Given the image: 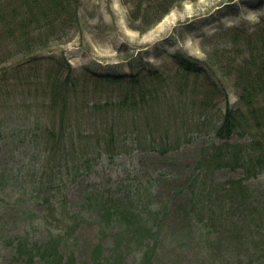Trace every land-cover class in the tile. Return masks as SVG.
I'll use <instances>...</instances> for the list:
<instances>
[{
  "label": "trees",
  "instance_id": "16d2710c",
  "mask_svg": "<svg viewBox=\"0 0 264 264\" xmlns=\"http://www.w3.org/2000/svg\"><path fill=\"white\" fill-rule=\"evenodd\" d=\"M121 1L128 6L127 27L145 33L184 1L195 0ZM80 5L81 0H0V64L9 65L0 69V110L6 104L1 97L10 93L11 108H18L21 98L27 103L23 129L13 136L34 157L18 168L0 169V207H11L9 213L0 208V228L8 220L14 226L12 236L6 231L11 261L119 264L132 254L130 264H160L165 206L140 190L131 197L120 190H91L75 209L66 188L92 159L111 158L127 148L119 137L136 135V119L148 127L166 112H190L221 116L200 149L194 173L179 185L188 194L175 210L200 232L204 264H264V205L254 201L246 184L264 174V25L254 31L221 30L203 39L204 59L176 53L170 73L142 60L128 72L116 65L76 70L63 55L44 52L77 30ZM238 12L237 7L221 15ZM9 67L18 82L5 76ZM227 89L236 93L234 105ZM121 122L127 126L120 128ZM148 134L162 154L180 146V139L168 133ZM138 144L137 139L128 143ZM216 170L239 176L216 182ZM21 224L27 226L24 233ZM84 224H92L96 236L84 247L88 256L80 259L75 252Z\"/></svg>",
  "mask_w": 264,
  "mask_h": 264
},
{
  "label": "rangeland",
  "instance_id": "374dc122",
  "mask_svg": "<svg viewBox=\"0 0 264 264\" xmlns=\"http://www.w3.org/2000/svg\"><path fill=\"white\" fill-rule=\"evenodd\" d=\"M237 7L239 12L236 23L240 28L254 31L264 25V1L259 4L257 0H195L184 1L179 8L172 9L167 14L172 17L171 24L158 28L161 20L147 32L139 33L127 27L128 6L121 0H81L77 30L67 42L49 47L44 54L63 55L66 62L76 70L81 67L100 69L107 65H116L117 71L128 72L131 70L130 65H136L142 60L170 73L176 68L171 58L176 53L204 59L201 42L226 28L218 19L224 12H230ZM214 21H217V26L213 25ZM8 66L6 63L0 64V69ZM19 74H23V70ZM5 76L10 78L9 82H18L14 80L10 67L6 69ZM10 94L1 97L6 102L4 110H0V169L3 170L18 168L29 158L34 159L20 137L13 136L14 132L17 134L23 129V117L27 112L23 105L27 103H23L21 98L18 108H11ZM235 94L232 89H227L226 98L229 104L236 103ZM174 100L177 106L176 98ZM162 115L157 124L148 127H145L142 119H136V135L119 137L120 142L127 148L111 158L102 155L92 159L88 164L89 168L86 167L66 190L75 209L81 207L84 195L91 190L99 194L116 193L120 190V194L128 197L137 190L144 192L151 202H160L165 206L168 213L163 222V233L167 237L160 244L163 248L158 250V262L204 264V256L200 250V232L189 218L178 215L175 209L185 203L188 194L187 188L180 187V184L194 173L200 149L210 140V130L217 125L221 114L166 112ZM126 119L128 123V116ZM119 125L120 128L127 126L122 122ZM149 131L156 138L162 133H168L170 139L179 138L180 146L162 154L159 147H152ZM136 139L138 146L130 147L128 143ZM238 139L234 137L233 141H239ZM237 176V171L231 173L227 170H216L213 179L221 182L228 177ZM246 184L252 191L254 201L264 205V174ZM12 189L11 185L6 187V194L10 195ZM0 208L5 213H9L11 209L4 205ZM8 223V226L0 228V233L5 234L0 235V264H15L11 261L9 249H6V240L9 239L6 231L10 232V236L14 231L10 220ZM20 228L23 233L27 230L26 225L21 224ZM79 233L81 246L75 254L76 257L84 259L88 256L87 248L84 247L95 241L96 234L92 224H84ZM108 247L109 245L105 246L106 256ZM132 260L133 255L129 254L119 264H130Z\"/></svg>",
  "mask_w": 264,
  "mask_h": 264
},
{
  "label": "bare ground",
  "instance_id": "6f19581e",
  "mask_svg": "<svg viewBox=\"0 0 264 264\" xmlns=\"http://www.w3.org/2000/svg\"><path fill=\"white\" fill-rule=\"evenodd\" d=\"M250 16V14H248ZM237 18H233V17H225L220 19L219 21L221 23H223L224 25H234L237 26L236 23ZM172 23V17L170 15L165 16L162 21L158 24V28H162V26H164L165 24H171ZM214 26H217V21L213 22Z\"/></svg>",
  "mask_w": 264,
  "mask_h": 264
}]
</instances>
